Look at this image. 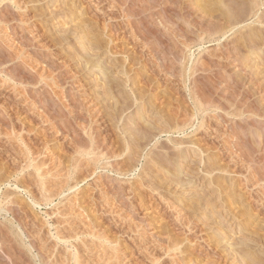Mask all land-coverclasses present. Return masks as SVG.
I'll return each instance as SVG.
<instances>
[{"label": "rangeland", "instance_id": "1", "mask_svg": "<svg viewBox=\"0 0 264 264\" xmlns=\"http://www.w3.org/2000/svg\"><path fill=\"white\" fill-rule=\"evenodd\" d=\"M254 1L0 0V264H264Z\"/></svg>", "mask_w": 264, "mask_h": 264}, {"label": "bare ground", "instance_id": "2", "mask_svg": "<svg viewBox=\"0 0 264 264\" xmlns=\"http://www.w3.org/2000/svg\"><path fill=\"white\" fill-rule=\"evenodd\" d=\"M207 2L208 3H210V4H212V3H214V0H207ZM219 2H221V1H219ZM252 3H253V0H252ZM259 6V4L257 3V0H255L254 1V5H253V7L251 8V11H250V13H249V15L246 17V18H250V17H254L255 15V13H256V10L259 8L258 7ZM240 22H242V21H240ZM240 22H236V23H234L233 22V24L230 26L231 28H230V31L232 30V29H234V27H236V25L238 24V23H240ZM215 34H209L208 32L206 33V34H208V37L209 38H212L214 35L216 36L217 35V33L219 34V33H221L222 35L221 36H224L226 33L225 32H214ZM253 39V38H252ZM253 40H255V39H253ZM200 103V102H199ZM77 264H79V263H77Z\"/></svg>", "mask_w": 264, "mask_h": 264}]
</instances>
